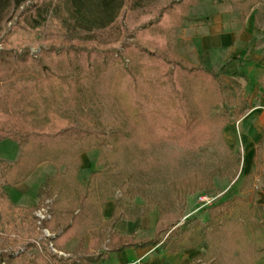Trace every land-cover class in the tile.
Segmentation results:
<instances>
[{"label": "rangeland", "instance_id": "1", "mask_svg": "<svg viewBox=\"0 0 264 264\" xmlns=\"http://www.w3.org/2000/svg\"><path fill=\"white\" fill-rule=\"evenodd\" d=\"M32 1L39 4L44 0ZM249 2L252 4L249 13L243 16L241 8L231 0H153L138 9L130 8V0H125L122 11L110 26L76 34L66 33L60 26L32 30L24 21L25 14L19 16L17 12L10 21L0 23V128L3 131L22 133L27 130L41 144L65 145L69 140L63 129L80 127L82 121L93 134L97 133L99 121L125 122L127 130L136 128L134 123L129 124L126 106L138 107L145 123L143 133L130 142H123L118 150L105 142L80 153L82 163L75 181L86 180L89 173L96 170L102 204L97 213L86 207L82 229H92L104 218L107 207L121 197V182L124 188L143 192L135 197V203L145 205L148 201L150 212L164 213L162 224H156L154 233L146 232V237H153L172 222L179 221L181 225L187 220H205L203 209L207 207L187 216L188 208L196 205L183 207L172 198L170 187L174 182L192 174H203L218 186L217 192L208 194L210 196H219L218 191L234 181L232 191H242L239 185L245 183L246 176L236 175L230 182L236 169L230 157L236 154L242 162L241 146L235 151L227 147L222 136L226 124L208 115L191 114V99L196 96L197 87L186 84L185 73L165 63L159 54L174 50L180 59L196 65L202 51V36L217 34L219 30L230 35L232 44L238 48L256 46L263 52L264 0ZM182 14L208 16L212 24L185 20ZM50 46L59 49L58 53L56 50L43 53ZM26 47H30V54L24 61L18 60L17 53ZM235 60L236 69L246 73V60L243 57ZM220 62L214 59V70L218 71ZM233 69L236 70L230 65L229 70ZM70 70L79 79L63 82L60 76ZM219 79L222 84L228 82L223 75H219ZM237 81L242 88L241 97L250 99L248 92L252 89L246 80ZM79 87L85 89L82 100L76 90ZM27 88L40 103L44 97L52 101L61 94L60 102L47 110L48 120L42 122L41 127L32 128L19 108L13 107L14 100ZM185 91L193 94L187 96ZM234 107L240 104L235 101ZM4 108L8 112H4ZM235 120L233 117L232 121ZM19 154L15 142L8 138L0 142V159L13 161ZM252 170L253 191L264 193V180L258 168L255 166ZM6 172V165L0 163V264H42L44 259H51L50 252L57 257H71V253L64 254L60 248H54L50 238L55 233L44 231L38 223L37 212L52 202V199L41 202L36 197L44 172L35 174L31 180H25L26 176L18 181ZM13 185L26 188L24 199L33 200L35 204L16 205L12 198L19 197L20 193L11 190ZM258 211L252 216L264 215V205ZM144 225L147 228L146 222ZM256 231L237 220L223 223L210 236L213 247L210 259L199 264H253L255 249L262 243L258 244L251 233Z\"/></svg>", "mask_w": 264, "mask_h": 264}, {"label": "trees", "instance_id": "2", "mask_svg": "<svg viewBox=\"0 0 264 264\" xmlns=\"http://www.w3.org/2000/svg\"><path fill=\"white\" fill-rule=\"evenodd\" d=\"M153 0H130V8L138 9ZM224 2L226 0H217ZM243 11V16L248 15L251 8L249 0H231ZM125 5V0H44L41 3H34L32 0H0V23L10 21L14 13L19 16L25 14L24 21L32 30L60 26L66 33L76 34L77 32H91L110 26L115 22ZM254 5V4H253ZM182 19L204 22L207 17L191 16L184 14ZM56 50L54 46L48 47L43 53ZM42 51V50H41ZM30 54V47H26L22 52L17 53V59L24 61ZM36 56V54H31ZM162 60L181 69L185 73V82L188 85L197 87L196 96L191 99L190 112L195 116L208 115L214 120L223 124H228L232 118H241L247 109L248 99L241 97L242 88L237 79H246L245 73L236 69L229 71L228 64L221 65L218 71L209 63V54L203 50L196 65L188 64L172 50L171 52L160 51ZM236 58L232 59L235 60ZM44 67V66H43ZM170 72V70H169ZM219 75L228 79L226 84H222ZM63 82L67 80H78L72 70L60 76ZM0 79L2 72L0 71ZM81 94V100L85 97V89H76ZM237 91V93H236ZM186 95L193 94L192 91H185ZM60 94V93H59ZM57 94L54 100L49 101L44 97L42 102H38L32 97L31 89L19 94L14 100L13 107L19 108L24 118H28L31 127L34 128L45 120H48L47 110L52 109L54 104L60 102L61 94ZM187 95V96H188ZM198 96V97H197ZM237 101L240 107H234ZM128 111L129 124L132 122L136 128L126 129L125 122H102L97 125V133L93 134L85 122H81L80 127L69 126L64 128L65 137L69 140L67 144L45 145L36 142L30 131L10 130L6 133L0 128V141L10 139L15 142L20 149L17 160L12 163H4L7 172L11 173L16 181L29 175L37 165L43 162L52 164L56 171L53 175H46L43 182L38 186L36 197L44 202L52 199L48 205L49 218L42 220L40 226L49 232L55 233L50 238L54 248H62L71 237H79V243L72 252L71 257L63 258L49 253L50 258L58 264H103L111 253H119L128 248H147L159 246L170 252H177L197 245H203L204 251L196 258L193 264L207 261L213 253L210 236L216 228L225 222L237 220L245 227H253L256 232H251L255 241L261 245L256 247V258L253 264H264V215L254 217L252 214L259 213L262 205L249 203L236 191H232L234 177L242 174L241 158L236 154L232 155L233 164L236 166L231 181H234L229 188L219 195L214 203L203 211L206 212L204 221L195 220L178 225L179 221L172 222L166 227L158 230L152 238H138L136 232L140 229L139 223L129 234H121L114 229L117 222L122 219L129 221L139 220L149 214L150 208L146 204H137L134 199L143 192L135 191L132 188H124L121 182L119 189L121 197L113 201L112 212L107 220L98 221V226H94L89 234L90 242L85 246L83 237L80 235L81 222L84 221L86 207L91 208L95 213L101 208L100 197L97 191L96 170H92L86 180L75 181L81 165L80 153L90 151L102 143L109 144L114 150H118L124 142H130L137 135L143 133L145 124L140 115L138 107H125ZM83 112V108L80 110ZM4 112H8L4 108ZM43 115V117L41 116ZM71 117V116H68ZM74 123L75 120H69ZM74 121V122H73ZM80 122V120H79ZM78 123V122H77ZM42 125H40L41 127ZM143 127V128H142ZM5 132V133H3ZM64 166V170H61ZM257 167L260 176L264 180V139H262L254 154L253 168ZM254 170V169H253ZM245 177L242 189L249 188L254 178V172ZM256 171V170H255ZM256 173V172H255ZM142 189V188H141ZM203 191L206 194H215L216 189L212 178H206L203 174H192L181 181L172 183L170 193L175 201L183 207L186 205V198L190 194ZM264 191V186H263ZM139 193V194H138ZM84 213V214H83ZM252 216V220L251 216ZM164 213L159 212L157 224H162ZM78 220V221H77ZM2 224V214L0 212V225ZM106 242V248L95 252L94 248L100 243ZM51 259H44L42 264H53Z\"/></svg>", "mask_w": 264, "mask_h": 264}, {"label": "crops", "instance_id": "3", "mask_svg": "<svg viewBox=\"0 0 264 264\" xmlns=\"http://www.w3.org/2000/svg\"><path fill=\"white\" fill-rule=\"evenodd\" d=\"M207 20L204 22L206 25H211L212 20L208 16ZM201 27V26H200ZM212 26H210L211 28ZM201 50H207L209 54V63L212 66L214 59L221 61L223 64H228V70L230 65H233L236 69L238 66L236 60L234 58L243 57L247 65L246 67V83L251 92H248L250 99H248L249 105L244 113V115L225 125L222 131L223 140L226 143L227 147L233 151H235L238 146H241L242 149V174L243 177L251 173L252 166L254 162V154L256 151V147L259 142L264 139V51L260 52L259 48L256 46L249 48H238L236 45L232 44L230 40V35L227 33H223L221 30L218 31L217 34H205L201 38ZM201 51V53H202ZM260 52L261 54H257ZM220 62V63H221ZM221 63V65H223ZM220 65V66H221ZM213 67V66H212ZM252 67V68H250ZM234 70V69H233ZM229 70V71H233ZM256 97V98H254ZM254 98V99H253ZM6 140V139H3ZM2 141V140H1ZM0 141V142H1ZM18 159V158H17ZM16 159V160H17ZM4 161L5 163H12L13 161H5L0 159V162ZM56 169L53 165L43 162L36 166L33 170V173L29 174L25 180H31L35 174H41L44 172L38 186L43 182V179L46 175H53ZM24 180V181H25ZM214 183V182H213ZM230 183L224 185L222 190L218 191V195H221L223 192L229 188ZM244 182L239 185L240 195L246 199L249 203H255L264 205V193L260 191H253V186L249 188L242 189ZM215 188L216 184L214 183ZM15 189L20 193V196L17 198H12L13 202L16 205L22 206H31L35 204V201H28L24 199V194L27 191L26 188L23 190L20 189L19 185H13L11 190ZM217 192V191H216ZM37 193V191H36ZM198 193L190 194L186 198V207H190L187 210L186 215H192L198 210L197 206V196ZM217 195V194H216ZM112 206L107 207L106 213L103 214L102 220H107L112 212ZM202 209V208H201ZM158 214L149 212V214L145 217H141L139 220L134 222L122 219L116 223L114 229L120 232L121 234H129L134 229L137 223L140 225V229L136 232L138 238H152L146 237V232L151 233L155 232V227L158 220ZM78 221V220H77ZM144 222H146L147 228H145ZM83 222H81V228L79 230L80 235L83 237V241L85 246H87L90 242L91 235L89 231L91 229H82ZM153 223V224H152ZM98 226V224L94 225ZM146 229V230H145ZM150 233V232H149ZM79 243V237H71L61 249L64 254L71 253L75 250L77 244ZM103 250L106 248V242L100 243V245L95 246L94 250L97 252L99 249ZM204 251L203 245H197L191 248L183 249L177 252H170L168 250L162 249L159 246L147 247V248H128L119 253H111L109 254L108 260L103 264H117V263H126L132 261L134 259L144 257V261L146 264H193L196 258Z\"/></svg>", "mask_w": 264, "mask_h": 264}, {"label": "built area", "instance_id": "4", "mask_svg": "<svg viewBox=\"0 0 264 264\" xmlns=\"http://www.w3.org/2000/svg\"><path fill=\"white\" fill-rule=\"evenodd\" d=\"M217 197L218 196H210V195L205 194V193L199 194L197 196L198 209H201V208L208 207V206L212 205ZM48 209H49V206H47L46 209L42 208L41 210H39L37 212V218H38V223L39 224H40V222L42 220H45V219L49 218L50 215L48 213ZM44 231H47V230L44 229ZM51 248H52L53 251L55 250L52 247V245H51ZM59 253L61 254V252H59ZM117 264H146V263L144 261V257H140V258L134 259V260L126 262V263H117Z\"/></svg>", "mask_w": 264, "mask_h": 264}]
</instances>
